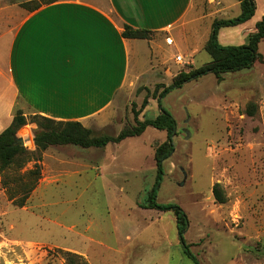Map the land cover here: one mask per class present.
I'll use <instances>...</instances> for the list:
<instances>
[{"label":"rangeland","instance_id":"obj_1","mask_svg":"<svg viewBox=\"0 0 264 264\" xmlns=\"http://www.w3.org/2000/svg\"><path fill=\"white\" fill-rule=\"evenodd\" d=\"M27 1L0 0V33L16 25ZM197 1L189 18L194 21L184 35L174 32L171 47L156 33L149 40L161 39L162 48L137 43L133 71L139 73L121 94L104 134L94 131L95 137H116L137 120L160 115L161 100L176 135L157 202L185 212L184 242L172 210L148 208L159 180L155 152L168 137L166 130L149 127L105 148L50 146L24 207L10 198L0 172V264H71L67 253L87 264H264V62L221 78L208 73L158 99L179 74L212 60L206 44L214 23L241 13L237 0ZM255 1L256 25L264 0ZM243 24L220 29L219 44H247L244 29L252 24ZM259 51L264 57V41ZM177 54L184 64L175 62ZM26 127L34 138L37 125ZM35 164L33 159L21 171H6L9 184ZM216 185L224 203L214 194Z\"/></svg>","mask_w":264,"mask_h":264},{"label":"crops","instance_id":"obj_2","mask_svg":"<svg viewBox=\"0 0 264 264\" xmlns=\"http://www.w3.org/2000/svg\"><path fill=\"white\" fill-rule=\"evenodd\" d=\"M197 2L61 0L34 11L21 8L16 25L0 33V134L19 110L26 118L80 122L104 134L139 73L133 71L134 47L146 41L160 49L164 42L126 39L124 26L164 35L171 47L174 32L184 35L194 21ZM248 23L247 38L256 28Z\"/></svg>","mask_w":264,"mask_h":264},{"label":"trees","instance_id":"obj_3","mask_svg":"<svg viewBox=\"0 0 264 264\" xmlns=\"http://www.w3.org/2000/svg\"><path fill=\"white\" fill-rule=\"evenodd\" d=\"M61 0H30L25 5L31 11L39 9L43 4H52ZM241 7V13L238 17L227 21H216L212 28L210 39L206 44V50L212 60L205 66L192 70L188 73L179 74L171 86L165 88L158 99L169 93L173 89L181 88L186 82L208 73H213L221 78L227 73L249 70L257 62H264V57L259 51L260 44L264 41V16L256 24L255 31L248 36L247 44L243 46H222L218 42L219 30L224 27L236 26L251 20L257 10L255 0H237ZM34 5V6H33ZM154 33L145 29H134L129 25L124 26L123 37L126 39L149 40L150 35ZM147 101L144 102L146 107ZM161 109L160 115L154 119H146L143 122L138 121L137 126L126 127L118 136H100L95 137L94 131L85 127L80 122L56 121L43 116H34L29 122L22 111H17L13 123L0 134V172L3 174V185L10 194V198L15 201L19 207H24L31 193L37 187L42 174L41 161L42 153L50 146L55 145H73L81 148H105L109 144L121 143L131 137H139L145 133L147 128L154 127L160 130H166L167 140L157 147L155 159L158 167L159 180L150 195V205L148 208L160 210H172L178 224V231L184 242V233L189 226L188 217L180 207L175 205H160L157 202V192L161 181V173L164 162L169 159L174 152V136L176 135V122L172 115L163 109L161 100H159ZM249 113L253 112L249 110ZM29 123L36 124L34 138L31 131L26 127ZM23 138L26 142L24 146L18 143V139ZM35 147V150L33 148ZM36 161L33 169L17 175L14 180L15 185L11 186L6 178V171L17 169L21 171L30 161ZM214 194L220 202L224 203L220 186L216 185ZM71 264H87L81 256L67 253Z\"/></svg>","mask_w":264,"mask_h":264},{"label":"built area","instance_id":"obj_4","mask_svg":"<svg viewBox=\"0 0 264 264\" xmlns=\"http://www.w3.org/2000/svg\"><path fill=\"white\" fill-rule=\"evenodd\" d=\"M168 42H169V44H172L173 40L168 39ZM175 62L177 64L182 65V64L185 63V57L182 54H178V55L175 56Z\"/></svg>","mask_w":264,"mask_h":264},{"label":"water","instance_id":"obj_5","mask_svg":"<svg viewBox=\"0 0 264 264\" xmlns=\"http://www.w3.org/2000/svg\"><path fill=\"white\" fill-rule=\"evenodd\" d=\"M18 143H20L22 146H24L26 144V142L23 138H19Z\"/></svg>","mask_w":264,"mask_h":264}]
</instances>
